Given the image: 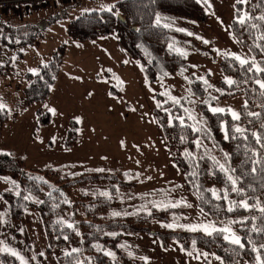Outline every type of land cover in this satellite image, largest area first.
I'll use <instances>...</instances> for the list:
<instances>
[{"label": "trees", "instance_id": "obj_1", "mask_svg": "<svg viewBox=\"0 0 264 264\" xmlns=\"http://www.w3.org/2000/svg\"><path fill=\"white\" fill-rule=\"evenodd\" d=\"M70 1L63 0L68 2L66 8L71 6ZM249 1L247 24H241L238 19L245 15L242 3H237L230 21L231 34L252 54L249 65L241 66L234 56H224L219 62L224 78L218 82L217 96L207 95L202 81L191 83L192 93L201 100L197 102V108L202 122H198L189 109L191 96L175 99L179 103L161 93L152 98V116L160 128L178 177L196 195L204 213L231 222L244 247L225 240L224 234L218 231L208 235L200 231L152 229L149 226L152 221L166 218L164 210L128 218L113 216L112 209L118 206L117 185H128L122 177L124 172L84 171L71 176L54 169L27 167L22 159L9 152H0V178L9 183L8 189L0 191V199L7 203L11 219H23L28 209L37 211L47 237V253L58 247L77 246V251L61 255L58 264H134L117 252L116 244L121 236L116 234L118 230L157 235L163 246L168 240L175 239L185 250L194 248L215 254L222 264H259L257 257L264 259V248L261 247L264 245V211H261L264 209V89L256 83V80L264 81V72L255 68L248 71L253 60L264 68V40L261 39L264 21L258 19L264 15V0ZM58 13L48 16L49 21L53 22ZM176 18L208 22V14L199 0H117L107 9L88 10L73 17L66 25V34L79 42L115 34L122 48L138 65L144 80L154 83L167 74H181L188 66L185 56L175 51V46L211 57L210 49L171 26ZM18 19L0 13V55L17 50L18 57H22V48L39 44L42 27ZM12 20L23 24H11ZM65 50V43L59 45L37 72L20 74L10 62L0 64V77L22 75L25 82L23 104L43 102L58 76ZM225 77L235 83L229 85ZM238 93L245 97L238 120L228 111H211L210 104L217 99ZM36 112L39 125L50 123L48 111L39 107ZM15 116L16 112L10 115L6 108L0 111V128ZM178 117L183 119L182 123ZM77 125L75 120L69 121L64 140L66 148L76 145ZM237 128L242 131L237 132ZM88 182L106 183L108 196L81 193L78 188ZM233 187L238 191H232ZM26 196L31 199L26 200ZM69 224L72 227H68ZM107 232H115L116 236H108ZM98 246L101 250H96ZM105 249L116 251L119 257L111 260ZM0 264L22 263L11 253L0 251Z\"/></svg>", "mask_w": 264, "mask_h": 264}, {"label": "rangeland", "instance_id": "obj_2", "mask_svg": "<svg viewBox=\"0 0 264 264\" xmlns=\"http://www.w3.org/2000/svg\"><path fill=\"white\" fill-rule=\"evenodd\" d=\"M101 1L104 4L97 3L95 5L96 9H107L110 7V2ZM199 1L204 5L208 14L207 23H196L176 18L172 21L171 26L177 30L184 29L183 32L187 35L192 33V35L189 36L197 40L198 43L205 46V48L211 50V57L191 51L187 47L175 46V51L176 49H180L181 51L179 53H183L187 60L188 66L183 69V72L181 74H167L154 83H148L144 80V83L147 84L146 91L149 95L151 108L152 98L157 93L164 94L172 101H175L172 98L179 99L180 97L191 96L192 100L189 102L188 106L193 117H195L198 122L202 120L200 110L197 108V102L201 100L192 93V81H202L206 86L207 95L211 93L213 96H217L219 90L218 82L224 78L219 68L220 60L226 55L233 56L231 54L239 55L241 58L247 60L252 57L249 49L242 46L231 34L230 21L234 16L237 0ZM242 6L243 12L247 14L250 1L245 0ZM22 8L24 11L29 9V7ZM42 9L37 11L32 10L29 14L24 16V21L34 22L42 27L43 35L39 40V44L22 48V57H18L17 50L2 53L0 55V64L10 62L15 72L20 74H24L29 71V69H35V71L30 72H37L40 65L49 60L51 54L59 45L66 43L68 39L70 40L66 34L65 26L68 21L76 17V11H71L66 8L63 10V13L60 11L57 14L59 16H56L53 22H50L48 13L45 15L46 11ZM6 11H8V9ZM11 11L15 12L13 8ZM6 16L9 17L10 15ZM18 20H12L13 22L10 23L23 24L20 23L23 22L22 20L20 22ZM204 40H208L209 43H203ZM136 66L138 67L137 64ZM21 76L22 75L18 74L17 76L9 75L0 77L1 103L6 105L8 114L11 115L16 112L15 119L9 118L0 128V152H9L14 157L22 159L27 167H44L50 163V161H54L57 153L45 154L44 151L48 150L42 147L39 148V146H41L40 143L41 141L45 142V140L51 138L50 143L53 142L54 146L58 145V135L63 128V121L65 119V114L62 115V113L67 111L66 106L68 103H65L60 98L50 96L43 102L25 106L23 104L24 97L22 93L25 82L22 80ZM243 104H245V97L241 95V93H238L222 99H217L213 104H210V109L218 107L228 111L231 116L233 111L240 115L239 109ZM39 107L50 113L51 121L48 125H39L36 112ZM50 109H52V111H50ZM74 110L73 107L69 111L72 112ZM77 117L78 116H74L73 119ZM112 123L110 125L117 133L115 137L114 135L113 137L109 136V134L106 135L109 128H104V124L100 123L99 120L91 124V127H94L95 134L97 135L96 148L99 150L94 160L101 159L98 158L99 154L106 155L104 156L106 158H102V161L108 160V157L112 155V152H110L112 148L109 149L110 145L108 144L110 140L114 149L118 148V143H127L120 137L122 134L120 130L115 129ZM108 125L109 124H106V126ZM119 126L120 124L116 125V127ZM68 127L69 123L67 128ZM134 131L136 130L134 129ZM77 132H82L80 127L77 129ZM160 139L164 142L162 134L158 140L150 138V144L155 147L159 144L158 142H161ZM36 142L38 146H34ZM55 149L57 148L55 147ZM39 150L43 152L41 154V160L38 164L30 162L29 159L34 158ZM34 151H36V154ZM163 154L164 163L161 165L164 166H162L160 170L148 168L138 172H124L122 174L123 180L126 181L128 185H117L115 198L117 199L118 206L112 209V215L113 213H119V215L113 216L128 218L138 214H147L152 210H156L157 212L164 210L167 212L166 218L152 221L149 224L152 229L193 231L189 227L182 226H194L196 228L194 231L207 234L204 228H207L208 231H212L213 228H230L232 233L239 236L231 222L213 218L204 213L199 207L196 195L189 191L178 177L170 160V155L166 149L165 143ZM158 158L163 162V160H161V154ZM154 163L156 162H153V164ZM57 171L60 174L72 176L79 175L81 172L86 171V169L75 167L74 169ZM8 188L9 183L0 178V191ZM78 190H80L81 193L89 195H102L104 192L108 193L107 184L100 182H88L83 187H79ZM168 224H172L173 227H166ZM119 233L121 236L116 244L117 252L124 256L125 259L130 260L128 262H134V264H222L221 260L217 259L215 254L194 248L185 250L175 239L168 240L167 245L163 246V242L157 235L150 233H132L125 230L116 231V234ZM223 234L231 236V233ZM107 235L116 236L115 232H107ZM0 242H2L0 243V248H11L19 254V256L16 257L20 261V257H23L26 264H58V258L61 255L69 253L73 251V249H78L77 246H64L55 248L51 253H47L46 248L48 242L39 213L33 209H28L23 219L13 220L10 217V210L7 203L2 199H0ZM96 250H101V248L98 246ZM104 251L111 260L116 259L118 256L116 251L106 249ZM41 252L44 253L43 256L39 255ZM109 253H111V255H109ZM189 253H191V255H189ZM33 257H35V259H33ZM89 261L91 262V260Z\"/></svg>", "mask_w": 264, "mask_h": 264}, {"label": "crops", "instance_id": "obj_3", "mask_svg": "<svg viewBox=\"0 0 264 264\" xmlns=\"http://www.w3.org/2000/svg\"><path fill=\"white\" fill-rule=\"evenodd\" d=\"M104 1L110 2L111 6L117 0ZM70 2L71 6L68 9L76 11L75 16L96 9L97 3L104 4L101 0H71ZM67 4L68 2H63V0H55L45 6L29 8L26 11L20 8L11 13L8 12L11 9L6 11L0 8V13L6 15L11 13L10 16L24 20V16L32 10L37 11L43 8L42 10L46 11L45 15L48 13L50 16L60 11L63 12ZM65 44L63 61L48 96V98L50 96L60 98L68 103L67 111L62 113V115L65 114L63 128L58 135V145L54 146L53 142L50 143V138L45 142L41 141V146H39V148L48 150L44 151L45 154L57 153V155L54 161H50L46 166L32 168L64 171L78 167L91 172H99L97 169L122 172H138L148 168L160 170L164 166L161 165L164 163V142L160 139L161 142H158L159 144L155 147L150 144V138L158 140L161 132L152 117V108L146 91L147 84L144 83L140 69L122 48L116 35L110 34L85 42L68 39ZM73 107L75 110L69 111ZM74 116H78L79 120L73 119ZM70 120H75L82 132H77L76 145L66 148L64 140ZM98 120L104 124V128H109L106 135L115 137L117 133L110 125L113 122L115 129H119L122 133L120 137L127 142L118 143V148L114 149L110 140L108 144L109 149L112 148L110 151L112 155L105 161H102V158H106L105 154H99L98 158L101 159L94 160L99 150L96 148L97 135L91 124ZM106 124L109 125L106 126ZM117 124L120 126L116 127ZM37 142L34 146H38ZM34 153L36 154V151ZM42 153L39 150L34 158L29 159L30 162L38 164ZM160 154L163 162L158 158ZM153 162L156 163L153 164Z\"/></svg>", "mask_w": 264, "mask_h": 264}, {"label": "snow or ice", "instance_id": "obj_4", "mask_svg": "<svg viewBox=\"0 0 264 264\" xmlns=\"http://www.w3.org/2000/svg\"><path fill=\"white\" fill-rule=\"evenodd\" d=\"M244 2H245V0H237V3H244ZM109 10H110V9H109ZM238 19H239V22H240L241 24H247V22H248V20H249L250 18L247 16V14H245L244 16H238ZM258 19L264 21V15L258 17ZM157 23H159V19L157 20ZM165 26H167V25H165ZM253 27H256V25H253ZM179 31H184V29H179ZM189 35H192V33H189ZM198 38H199V37H198ZM261 39L264 40V36H261ZM203 43L208 44L209 41H208V40H204ZM170 47H171V46H170ZM176 51H177V52H180L181 50H180V49H176ZM182 54H183V53H182ZM231 55L234 56V58L239 62V64H240L241 66L249 65V61H248L247 59L241 58L239 55H235V54H231ZM13 59H14V57H13ZM254 68H255L256 71H258V72H264V68H260V67L255 63V61L253 60L252 64L248 67V71H252ZM29 71H35V69H29ZM109 71H110V70H109ZM225 80L227 81V83H228L229 85L235 83V81H233V80H231V79H229V78H227V77H225ZM256 83L259 85V87H260L261 89H264V81H262V80H256ZM210 87H211V86H210ZM262 94H264V93H262ZM89 95H91V93H89ZM172 99L175 100V98H172ZM175 102H176V103H179V101H175ZM5 108H6V105H4L3 103H0V111L4 110ZM134 110H135V109H133V111H134ZM50 111H52V109H50ZM185 111H188V110L185 109ZM211 111L214 112V113H220V112H224L225 109H223V108H218V107H213V108H211ZM250 115H256V114H255V113H250ZM232 116H233V119H236V120L239 119V115H238L236 112H234V111L232 112ZM76 119L78 120L79 118L77 117ZM177 119H180V120H181V123L183 122V119H182V118H179V117H178ZM236 131H237V132H241L242 130H241L240 128H237ZM253 135H255V133H253ZM258 142H259V141H258ZM122 143H123V142H122ZM220 167H221V170H224V166H223V165H220ZM97 171H102V169H97ZM228 179H229V180H232V177L229 176ZM232 182H233V184H235V181H234V180H233ZM232 191L235 192V191H238V190H237L235 187H233V188H232ZM102 195H104V196H108V193H107V192H104V193H102ZM213 195H215V191H213ZM24 198H25L26 200H27V199H31L30 196H26V197H24ZM173 206H174V205H173ZM243 206H244L245 208L248 207L247 203H244ZM229 211H232V209L230 208ZM261 211H264V209H261ZM113 215H119V213H113ZM68 227H72V225L69 224ZM166 227L171 228V227H173V225H172V224H168V225H166ZM182 227H189V228H190L191 230H193V231L196 230V228H195L194 226H182ZM204 231H205L208 235H212L213 232H217V231L220 232V233H222V234H223V233H231V236H229L228 234H225V235H224V239H225V240H230V242H231L232 244H234V245H238L240 248H243V247H244V244L241 243V238H240L239 236H237L235 233H232V230H231L230 228H223V229H215V228H213L212 231H208L207 228H204ZM0 243H2V242H0ZM261 247L264 248V245H261ZM255 250H256V249L253 248V251H255ZM0 251L10 252L13 256H19V254H18L17 252H15L14 250H12L11 248H7V247H5V248H0ZM73 251H77V250H76V249H73ZM39 255H40V256H43L44 253L41 252ZM109 255H111V253H109ZM189 255H191V253H189ZM197 258H198V257H197ZM20 259H21L22 264H26V262L24 261L23 257H20ZM33 259H35V257H33ZM217 259H219V257H217ZM257 261L259 262V264H264V259H261V257H259V256L257 257Z\"/></svg>", "mask_w": 264, "mask_h": 264}, {"label": "built area", "instance_id": "obj_5", "mask_svg": "<svg viewBox=\"0 0 264 264\" xmlns=\"http://www.w3.org/2000/svg\"><path fill=\"white\" fill-rule=\"evenodd\" d=\"M53 1L55 0H0V8L4 10L11 9L14 7L36 8L45 4H49Z\"/></svg>", "mask_w": 264, "mask_h": 264}, {"label": "water", "instance_id": "obj_6", "mask_svg": "<svg viewBox=\"0 0 264 264\" xmlns=\"http://www.w3.org/2000/svg\"><path fill=\"white\" fill-rule=\"evenodd\" d=\"M117 17H118L120 20H122V21H123V18H122V16L118 15Z\"/></svg>", "mask_w": 264, "mask_h": 264}]
</instances>
